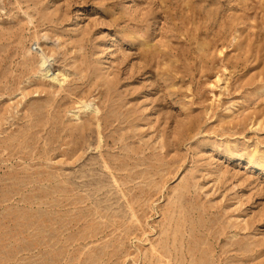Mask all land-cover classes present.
I'll list each match as a JSON object with an SVG mask.
<instances>
[{"label": "rangeland", "instance_id": "rangeland-1", "mask_svg": "<svg viewBox=\"0 0 264 264\" xmlns=\"http://www.w3.org/2000/svg\"><path fill=\"white\" fill-rule=\"evenodd\" d=\"M0 264H264V0H0Z\"/></svg>", "mask_w": 264, "mask_h": 264}]
</instances>
